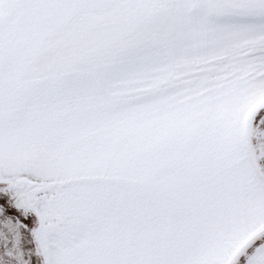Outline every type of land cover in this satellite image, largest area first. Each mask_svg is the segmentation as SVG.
Returning <instances> with one entry per match:
<instances>
[{"label":"snow or ice","instance_id":"snow-or-ice-1","mask_svg":"<svg viewBox=\"0 0 264 264\" xmlns=\"http://www.w3.org/2000/svg\"><path fill=\"white\" fill-rule=\"evenodd\" d=\"M0 264H264V0H0Z\"/></svg>","mask_w":264,"mask_h":264}]
</instances>
